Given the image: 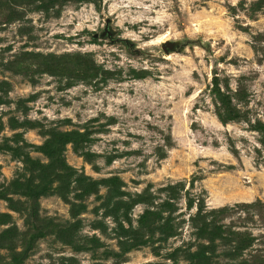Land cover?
I'll use <instances>...</instances> for the list:
<instances>
[{"label": "rangeland", "instance_id": "374dc122", "mask_svg": "<svg viewBox=\"0 0 264 264\" xmlns=\"http://www.w3.org/2000/svg\"><path fill=\"white\" fill-rule=\"evenodd\" d=\"M263 125L262 0H0V232H43L18 264H264ZM51 131L72 175L34 200L13 181Z\"/></svg>", "mask_w": 264, "mask_h": 264}, {"label": "trees", "instance_id": "16d2710c", "mask_svg": "<svg viewBox=\"0 0 264 264\" xmlns=\"http://www.w3.org/2000/svg\"><path fill=\"white\" fill-rule=\"evenodd\" d=\"M264 3V0H262ZM212 91L214 92L215 96L217 97L220 103V109L218 111V116L223 120H233L238 119L239 114L238 111L233 108V104L231 102V97L226 93L219 86V81L217 80L216 76H213L212 79ZM25 126L34 127L35 125L31 122H24ZM261 132L264 133V125L261 127ZM48 134V138L44 141L43 145L37 146V149L44 153L48 157L47 163H42L39 160L31 159L28 155L24 156V162L27 164L31 171V176L27 180V182L23 183L22 181L15 180L13 184L18 185L21 188H24L27 195L33 197L34 200L38 195L47 193L50 190L49 185L56 181L58 185L55 188L56 193L61 197L65 198V192L67 191V183L68 180L72 175V168L68 166L65 162L63 157V148L66 142H74L75 144L78 143L79 139L72 137V133H62L59 131H51ZM80 140H84V138H80ZM84 179L83 177L78 178V180ZM86 179V178H85ZM83 180L86 184L82 189L84 193H93L96 191V187L98 183H108L110 179H103L100 182L91 181L88 182ZM0 198H6V190L0 192ZM10 201V200H8ZM11 203V201H10ZM191 205V204H189ZM34 210H36L33 207ZM219 212H223V209ZM198 219L201 221V225L198 226L199 236L207 237L208 239L212 237V239L218 236L220 227L214 224V221L211 220L210 222L206 220V216L201 214L200 208L198 209L197 213ZM8 214L0 213V223H6L8 220ZM147 215L143 216L144 223L141 221L142 228L149 229L150 222H146ZM209 222V223H208ZM167 233H172V229H166L164 225V231ZM59 231V238L68 243L73 245L74 238L73 234L68 230V228H58ZM32 236L28 241L26 239V243L23 246V249L16 250V246L14 244V239L18 235V231L15 226H10L0 232V248H4L9 251V258L5 259L0 255V264H18L23 261V259L27 255V250L30 247V244L34 240V238L38 235L43 234L42 227L35 229L32 231ZM211 239V240H212Z\"/></svg>", "mask_w": 264, "mask_h": 264}]
</instances>
